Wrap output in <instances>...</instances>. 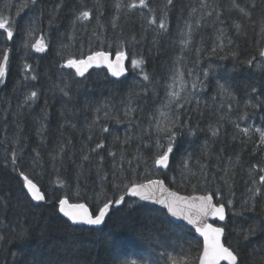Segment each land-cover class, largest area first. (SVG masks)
I'll return each instance as SVG.
<instances>
[{
    "label": "trees",
    "instance_id": "16d2710c",
    "mask_svg": "<svg viewBox=\"0 0 264 264\" xmlns=\"http://www.w3.org/2000/svg\"><path fill=\"white\" fill-rule=\"evenodd\" d=\"M25 2L26 0H0V10L6 6L11 8V11L5 14L11 16L17 29L14 31L11 41L6 38L5 30H0V49L10 48L12 50L9 56V74L5 82L0 84V197H3V200H0V219L4 221L0 231L7 230L10 234L12 229L23 223L29 229L30 235L27 242L10 244L0 250V264H33V261H41L43 264H118L119 260L124 259L140 260L141 264H165V259L160 255L164 251L175 256H196L202 248L203 240L197 236L193 229L174 222L166 211L156 206L126 197L124 204L110 210L103 226L86 227L71 224L66 217L58 212L56 204L59 198L67 195L69 201L87 203L91 210H95L93 192L99 191L98 182L94 183L96 177L93 175L87 182L82 180L79 183L75 178L76 165L80 162L81 143L87 141L89 133L86 124L92 118L91 109L94 106L108 100L119 108L120 101L126 97L130 88L135 87L139 90L140 87L148 85L149 82L143 79L141 69L133 68L131 65L133 58H139L135 53L143 54L145 59L143 71L150 75L159 92L158 96L148 92L138 100L140 107L144 110L141 120L145 127L148 114L159 107L163 101L165 88L172 82V76L176 74L178 68L185 73L184 80L189 86L197 76L204 79L203 72H208L205 81L207 87L202 91L197 89V95L201 101L200 111L203 112V115L201 116L195 110V103L189 105V110L186 112V115L191 117L192 126L199 125L196 135L178 137L176 149L170 157L169 169L152 170L146 173L141 167L135 177L137 181L144 182L147 179L161 178L166 181L169 187L181 194H203L204 189L197 184L195 179H192L191 183L179 180L178 165L186 153H191L194 159L189 163L193 166V170H196L195 159H202L201 148L207 141L214 153L224 157L241 154V166L238 168L239 175L236 179V197L239 200L241 193L244 192L245 182L248 181L246 169L251 164L260 162L262 153L257 151L254 156L252 155L258 134L253 135L252 141L242 144L239 138L232 139L235 128L228 121L237 120L241 127L253 125L264 128V107L253 110L249 106L247 108L249 119L238 120V117L243 115L246 110V101L251 100L252 103H257L264 100V68H256L254 65L249 66L244 63L253 55H257V59H259L258 48L264 47V40H261L260 37V12L258 11L254 15L255 23H252L243 18L238 10L229 11L230 0H220L225 9L221 15V19L224 21L223 25L217 22L215 26H212L209 22L207 26H203L195 32L192 43L185 47L180 43L182 37L178 34L177 22L181 15L180 9L189 3V0H174V7L169 13L168 32L159 36L158 42L154 45V33L149 30L147 38L139 45L129 46V75L122 80H116L106 69L93 70L85 77H79L74 75V69L60 67L64 64L61 54L66 57L71 52L77 54V58H79L80 52L85 55L89 54L88 37L91 35L94 20L87 25L89 29L87 32L81 31L80 26L77 25L78 35L83 40V49L79 47V42L63 52L61 49L62 43L68 44V40L64 39L62 34L70 30L72 19L70 9L77 4V0H65L59 16L51 28L48 24L47 9L54 7L56 0H40L45 12L40 23L36 26L37 32L32 42L35 43L41 35H44L48 42V48L44 52H37L34 48L22 47L27 37L19 29L30 17L39 14L38 9L31 11L24 9L19 16H16V10ZM83 2L91 5L92 0H83ZM108 2L110 0H106V3ZM152 2L158 3L160 0H152ZM192 2L195 3V0ZM246 2L247 0H237L241 6H245ZM112 12L113 10L106 6L103 18L107 19L112 15ZM187 12L188 9L185 8L183 14L185 18ZM234 21H239L242 24L239 34L234 27ZM141 23L143 21L139 18L138 10H133L127 23L124 24L125 32L139 34ZM219 27L226 30V34L232 37L234 44L227 45V41H225L226 47L223 50L217 48L216 53L212 54L211 49L218 43L216 28ZM113 31L108 27L107 36L111 37ZM201 37H203L202 43ZM97 45L98 42L93 40L91 50H101ZM197 49L201 50L198 52ZM103 50L112 51L114 54V48L104 47ZM182 50L184 58L178 60ZM232 51L238 52L236 58L230 56ZM221 57L227 58L222 59ZM25 62L32 65L37 76L36 80L22 79L25 75L23 70ZM255 63L256 61H254ZM63 80L71 81L73 84V99L71 101L56 88V84ZM80 82L83 83L77 90V85ZM218 83L229 88L235 94L236 100L230 101L226 97H221L217 92ZM177 87H179V83H177ZM253 87L258 89L259 95L251 92ZM30 91H37L38 98L31 103V106L24 105V98ZM213 97L216 99L213 100ZM86 101L88 102L87 107H85ZM204 102H207L208 107H205ZM221 103H232V111L229 112L227 108L217 111ZM20 105L22 107H18ZM45 109L48 113L46 120H44ZM61 112H64L65 115H68L69 112L75 113L74 116H68L76 124L75 129L67 126L63 129L60 128V124L63 123ZM17 113L20 115L17 116ZM221 114H224L226 118L222 122L223 127L220 134L213 138L209 124L215 125ZM17 122L22 125L21 136L26 145L22 170L45 193L46 202L43 204H37L30 199L26 189L22 187L18 175L12 172L2 159L3 148L11 147L4 141L5 127L7 126V135L11 136L16 131ZM41 122L47 125L43 143H41V137L36 134ZM109 127L121 137L125 132L131 135L137 131L123 123L109 122ZM64 137L71 138L72 145L70 149H66L63 168L57 164V168H60V178L67 181V184L62 186L57 183V174L52 167L49 153ZM101 138L105 140V149L101 150L100 154L105 157L104 167L107 169L112 159L107 154L111 138L107 134L104 137L97 134L94 141L99 142ZM90 146H94V143ZM137 147L140 148L143 155H152L146 145L133 142L128 148L129 159L136 154ZM32 149L39 150L42 157L41 166L34 170L29 167V159L34 155ZM221 149L224 150L223 153H220ZM93 162H95V157H93ZM207 162L210 165H215L216 157L212 156ZM173 175L177 176L176 182L171 180ZM193 185H196L195 191ZM112 191L109 187V195ZM77 192L80 193L79 197ZM17 202L24 205L23 214L17 209ZM18 217L19 219H17ZM146 217L156 222L159 232L141 227ZM251 219L249 217L248 220H244L230 215L229 223L247 226ZM235 238L238 239V237ZM261 242H264V233H259L250 240L244 249L246 260L249 259L248 253L252 247L258 248ZM9 253L16 255L12 256Z\"/></svg>",
    "mask_w": 264,
    "mask_h": 264
},
{
    "label": "snow or ice",
    "instance_id": "6c2138e0",
    "mask_svg": "<svg viewBox=\"0 0 264 264\" xmlns=\"http://www.w3.org/2000/svg\"><path fill=\"white\" fill-rule=\"evenodd\" d=\"M65 0H56L54 7L47 9L49 27L57 20L59 13L64 6ZM109 7L113 10L112 15L104 19V9ZM174 7V0H160L158 3H153L152 0H92L91 5L84 3L83 0H77L70 11L72 19L70 21V30L63 35L64 39L68 40V44H61L62 52L71 48L75 43L79 42V47L83 49V40L78 35L77 25L80 30L87 32V25L94 20V26L91 29V35L88 37L89 54L83 52L77 54L69 52L64 59V64L60 67H68L75 69V76L85 77V73L93 66L99 67L106 65L111 70L113 76H120L124 71L123 61L129 56L131 47L139 45L147 38V33L151 30L154 33L153 44L158 42V37L166 34L169 28V13ZM185 8L188 9L187 17H184ZM24 9H38L39 14L28 19L26 24L19 29L27 39L24 40L22 47L34 48L37 52H44L48 48V42L44 35H41L35 43L32 42L33 37L37 32V25L40 23L41 17L44 15L45 8L41 6L40 0H26L15 12L19 16ZM236 9L243 18L255 23L254 15L260 12V37L264 40V0H247L245 6L237 3V0H230V9ZM133 10H138L141 23V31L139 34L126 33L124 24L133 13ZM220 0H189L180 9V19L177 22L178 34L182 37L180 43L185 47L190 45L194 39V34L201 27L207 26L211 22L215 26L217 22L223 25L224 21L221 15L224 12ZM11 11L10 7H5L0 10V30H5L6 38L11 40L16 31L15 21L11 16L6 15ZM194 18V19H193ZM234 27L237 34L241 32L242 24L239 21H234ZM112 30V36H107V28ZM216 47L211 49V53L215 54L216 49L223 50L227 45L234 44L231 36L226 34L223 27L216 28ZM246 35V33H244ZM98 42V47L101 50L92 51L91 42ZM203 37H201V43ZM259 43V42H258ZM104 47L109 49L114 48L115 60L111 59L113 52L103 50ZM197 49L196 51H200ZM10 48L0 49V84L4 83L10 70ZM139 58H133L131 65L133 68H140L144 81H148L147 86H142L137 90L135 87L130 88L126 97L120 101L119 108L111 101L105 100L102 103L94 106L92 118L86 124L89 133L86 142L81 143L80 162L76 165L77 171L75 178L77 182H87L93 175L99 185V191L93 192V203L95 210H90L87 203L77 202L70 203L67 195L59 198L57 201V209L60 214L67 218L73 225H89L97 226L104 223L106 217L112 208L125 203L126 197H137L139 201H153L165 206L167 212L172 217L182 218L188 221L189 224L195 226V231L203 237V245L196 256L185 255L175 256L167 251L161 252L160 255L165 259V264H221L226 261L227 264H264V242H261L259 247H252L248 253L249 259H245L244 249L248 246L250 240L259 233H264V128L249 125L241 127L237 120H229L235 128L233 140L240 139L244 144L246 141H252L253 135L258 134V140L254 142V156L257 151H261V160L258 163L251 164L246 172L248 181L245 182L244 192L241 193L239 200L236 197V179L239 175L238 168L241 166V154L237 153L234 157H224L221 154L214 153L208 142L205 141L201 148L202 159H195V168L190 165V161L194 158L191 153H186L178 165L179 180L181 182L191 183L192 179L197 181L204 191L203 194L181 196L178 192L169 191L165 186L163 179H147L144 182H138L135 178L138 170L143 167L144 171L151 172L152 170L163 171L169 169L170 157L174 154L177 146L178 137L188 135L195 136L199 130V125L193 127L191 117L186 115L189 110L188 106L195 103L196 111L202 116L200 111V98L197 95V89L201 91L207 87L205 81L208 77V72H203L204 79L197 76L190 86L184 80L185 73L181 69L176 70V74L172 76V82L167 84L163 101L153 112L148 114L147 126L142 123L141 116L143 108L140 107L138 100L144 94L151 92L153 95H159L156 84L150 78V75L143 71L145 59L142 53H135ZM230 56L236 58L238 52L232 51ZM258 57L253 55L251 58L244 61L249 66L256 68H264V47L258 48ZM183 50L178 60L183 59ZM226 59L227 57H221ZM254 61L256 63L254 64ZM198 62V61H197ZM25 75L23 80H36L37 76L34 73L31 64L27 62L23 65ZM191 72V70H189ZM31 73V75H29ZM198 82V83H197ZM80 84L77 85L79 90ZM179 83V87H177ZM56 88L69 101L73 99V84L71 81L63 80L56 84ZM217 92L221 97H226L230 101H235V94L230 91L224 84H217ZM251 92L257 93V88H251ZM183 93V95H182ZM38 98L37 91H30L24 98L23 104L31 106V103ZM216 97H213L215 100ZM87 101L85 107H87ZM205 107H208L207 102H204ZM253 110L264 107V100L257 103H252L251 100L245 103V112L238 117L239 121L249 119L247 108ZM22 107V105L18 106ZM227 108L232 111V103H221L217 111ZM17 116L20 113L16 114ZM47 109L44 110V120L47 119ZM63 123L60 128L65 126L75 129L76 124L72 122L68 116H74V112H69L65 115L61 112ZM225 115L221 114L215 125L209 124V130L212 137L215 138L220 134L223 127ZM109 122L116 124H126L127 126L137 129L133 134L127 132L121 137L115 134L109 127ZM47 130V125L40 123L37 129V136L41 137V143L44 142V133ZM5 144H10L11 147H4L2 151V159L6 166L11 168V171L16 173L21 180L22 187L33 201H46L45 194L40 190L33 179L29 178L24 170L25 147L21 133L22 125L16 123V131L11 136L7 135V126L5 127ZM99 134L104 137L107 134L110 138V149L108 156L111 157L110 166L105 169V157L100 154V151L105 149V140L99 139V142L94 141V137ZM63 136V133H61ZM246 138V139H245ZM133 142H139L140 145H146L147 150L152 153L151 156H145L140 151V148L135 149V155L129 159L128 148ZM94 143V146H90ZM72 140L69 137H64L57 142L56 147L49 153L52 167L57 174V183L62 186L67 184L66 180L60 178V168L64 166V158L66 149H70ZM115 150H111V149ZM223 149L220 153H223ZM34 155L29 159V167L35 169L41 166V153L37 149H32ZM216 157V164L210 165L207 161L212 157ZM95 157V162H93ZM150 161V164H149ZM203 161V162H202ZM57 164L60 168H57ZM259 173V174H258ZM258 174V179L256 178ZM173 182L177 181V176L171 177ZM107 185V187H106ZM113 191L109 195L108 188ZM195 191L196 185H193ZM160 193L161 195H157ZM167 193V195H163ZM80 193L77 192L79 197ZM218 197V199H217ZM3 200V197H0ZM6 202V201H5ZM133 203H136L133 201ZM238 205V207H237ZM17 209L23 214L24 205L17 202ZM240 217L251 221L247 226L243 224H230L229 216ZM209 217L216 218L224 222L220 226L213 223H208ZM19 219V217L17 218ZM4 221L0 219V227H3ZM144 229H151L159 232L156 222L149 217H146L141 224ZM29 229L21 223L17 228L12 229L10 234L7 230L0 231V250L5 249L7 245L24 243L29 239ZM235 237H238L236 239ZM15 256V253H9ZM33 264H43L41 261H33ZM118 264H141L140 260L124 259L119 260Z\"/></svg>",
    "mask_w": 264,
    "mask_h": 264
},
{
    "label": "water",
    "instance_id": "95a60500",
    "mask_svg": "<svg viewBox=\"0 0 264 264\" xmlns=\"http://www.w3.org/2000/svg\"><path fill=\"white\" fill-rule=\"evenodd\" d=\"M11 40H12V39H11ZM11 40H10V41H11ZM111 59L115 60V55H114V54L112 55ZM128 60H129V58H127L126 60L123 61L124 71H123V73H122L120 76H113L111 70H109V69L107 68L106 65H101V66H99V67L93 66L92 68H89V69L87 70V72L85 73V75L91 73V71H93V70H100V69L103 70V69H106V70L109 72V74H110L113 78H115L116 80H122V79L126 78L127 75H129V74H128V73H129V67H128V65H129V61H128ZM65 68H68V67H65ZM68 69H73V68H68ZM74 70H75V69H74ZM157 179H158V178H157ZM159 179H161V178H159ZM163 180H164V179H163ZM164 181H165V180H164ZM34 183H36V182H34ZM36 184H37V183H36ZM37 185H38V184H37ZM165 186L169 189V191L177 192V191L173 190L171 187H169V185H167L166 181H165ZM38 187L40 188L39 185H38ZM40 190L43 192V190H42L41 188H40ZM43 193H44V192H43ZM178 193H179L181 196H191V195L181 194L180 192H178ZM44 194H45V193H44ZM157 195L159 196V195H161V194H160V193H157ZM163 195H167V193H164ZM194 195H199V194H194ZM45 197H46V196H45ZM129 198L139 200V198H137V197H130V196H129ZM34 202L37 203V204H43V203H45L46 201H40V202L34 201ZM69 202H70V203H73L72 201H69ZM142 202H145V203H147V204H150V205L156 206V207H158L159 209H161V210L167 212V209H166L165 206H163V205H160V204L155 203V202H153V201H142ZM89 209L91 210L90 207H89ZM167 214H168V216L170 217V219H172L174 222H176V223H180V224H184V225L190 227L191 229H193V230L195 231V226L189 224L188 221H186V220H184V219H182V218L172 217L171 214L168 213V212H167ZM106 218H107V217H106ZM105 221H106V219H105ZM104 223H105V222H104ZM104 223H102L101 225L93 226V227H101V226L104 225ZM208 223H213V224H215L216 226H220V225H222L224 222L219 221V220L216 219V218L209 217V219H208ZM79 226L90 227L89 225H79ZM195 232H196V231H195ZM196 234H197V236H198L199 238H201V239L203 240V237L201 236L200 233L196 232ZM221 264H227V262H226V261H222Z\"/></svg>",
    "mask_w": 264,
    "mask_h": 264
},
{
    "label": "bare ground",
    "instance_id": "6f19581e",
    "mask_svg": "<svg viewBox=\"0 0 264 264\" xmlns=\"http://www.w3.org/2000/svg\"><path fill=\"white\" fill-rule=\"evenodd\" d=\"M26 24V23H25ZM25 257V256H24Z\"/></svg>",
    "mask_w": 264,
    "mask_h": 264
}]
</instances>
